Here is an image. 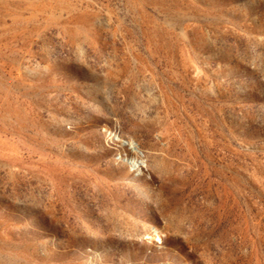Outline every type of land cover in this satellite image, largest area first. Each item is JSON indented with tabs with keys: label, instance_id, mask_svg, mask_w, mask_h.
<instances>
[{
	"label": "rangeland",
	"instance_id": "obj_1",
	"mask_svg": "<svg viewBox=\"0 0 264 264\" xmlns=\"http://www.w3.org/2000/svg\"><path fill=\"white\" fill-rule=\"evenodd\" d=\"M0 264H264V0H0Z\"/></svg>",
	"mask_w": 264,
	"mask_h": 264
},
{
	"label": "bare ground",
	"instance_id": "obj_2",
	"mask_svg": "<svg viewBox=\"0 0 264 264\" xmlns=\"http://www.w3.org/2000/svg\"><path fill=\"white\" fill-rule=\"evenodd\" d=\"M123 142H124V141H123ZM125 143L130 144V145L133 147V152H136V150H137V149H136V145L134 144L133 141H131V140H130L129 142H126V141H125ZM127 159H128L129 162H130L131 164H133V165H136V166H138V165H144L143 160H141V162H139V160H136V161H135V160L133 161L132 159L130 160V157H128Z\"/></svg>",
	"mask_w": 264,
	"mask_h": 264
}]
</instances>
